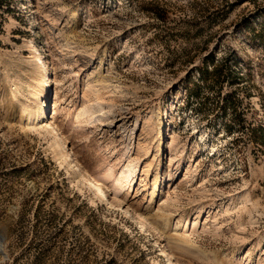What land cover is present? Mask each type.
Returning a JSON list of instances; mask_svg holds the SVG:
<instances>
[{
	"label": "rangeland",
	"instance_id": "374dc122",
	"mask_svg": "<svg viewBox=\"0 0 264 264\" xmlns=\"http://www.w3.org/2000/svg\"><path fill=\"white\" fill-rule=\"evenodd\" d=\"M259 237L264 0H0V264H264Z\"/></svg>",
	"mask_w": 264,
	"mask_h": 264
},
{
	"label": "bare ground",
	"instance_id": "6f19581e",
	"mask_svg": "<svg viewBox=\"0 0 264 264\" xmlns=\"http://www.w3.org/2000/svg\"><path fill=\"white\" fill-rule=\"evenodd\" d=\"M31 51H32V57L36 59V55H37L38 50L33 47ZM46 63H48V62H46ZM40 64H41L40 66H41V68H43V70H46V71L48 70L45 62H41ZM57 107L58 106H57V102H56L55 107L53 109L54 110L53 113H55V117L58 115ZM48 108H50V105L48 104L47 99L45 100L44 104H43V102L38 100L37 103H35L33 106L28 108V110H27L28 116L31 119V122L33 120L34 128L39 129V130H43V131L47 132L50 135V137H52V147L57 152L59 159L61 160L62 164H66L68 167V171L70 170L71 173H73L74 175L76 172L79 173V176L73 177L74 181H80L79 179L81 178L84 183H87L88 185H90L92 187L91 190L95 195H97V193H100L101 195H106V191L102 187V184H100L96 180H92L88 175H86L85 174L86 170L84 171L82 169L80 162L78 160V157L75 154H74L75 155V157H74L69 152V150L66 147L65 140L63 139L64 136L62 137V135L60 134V132L58 130V126L56 125L54 119L49 121L50 117H49V113L47 112ZM165 131H166V128H165ZM164 142H165L164 138L161 139V144ZM162 147H163V144L161 146H159V148H162ZM167 172H168V174H170L169 175L170 180H172V178H173V175H171L172 171L168 170ZM163 179H164V167L161 166L159 168V172L157 173V177H156V182H155L156 190L153 192L154 197H156L157 194L160 192L159 189H160V186L162 185ZM234 197L235 198L236 197L242 198L243 196H240L239 194H237ZM114 200L116 203H118V205L120 204L119 201L117 200L116 196L114 197ZM263 243H264V239L259 237L257 246H259V247L263 246ZM177 248H179V246ZM241 249H242V247H241ZM162 253L164 256L169 258V261L175 262V260H173V258H172L171 253L168 252L165 248L162 249ZM176 264H179L178 261H176Z\"/></svg>",
	"mask_w": 264,
	"mask_h": 264
}]
</instances>
